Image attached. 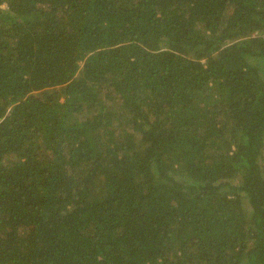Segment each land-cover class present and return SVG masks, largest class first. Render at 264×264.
I'll use <instances>...</instances> for the list:
<instances>
[{
    "label": "trees",
    "instance_id": "trees-1",
    "mask_svg": "<svg viewBox=\"0 0 264 264\" xmlns=\"http://www.w3.org/2000/svg\"><path fill=\"white\" fill-rule=\"evenodd\" d=\"M0 264H264V0H0Z\"/></svg>",
    "mask_w": 264,
    "mask_h": 264
}]
</instances>
